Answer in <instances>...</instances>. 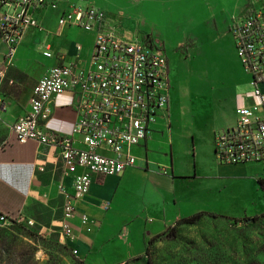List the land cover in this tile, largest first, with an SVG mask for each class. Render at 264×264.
I'll return each instance as SVG.
<instances>
[{
	"label": "crops",
	"instance_id": "crops-1",
	"mask_svg": "<svg viewBox=\"0 0 264 264\" xmlns=\"http://www.w3.org/2000/svg\"><path fill=\"white\" fill-rule=\"evenodd\" d=\"M146 1L149 0H132L136 9ZM156 1H160V7L166 11L173 7L176 0ZM189 1L188 28L183 38L179 39H191L196 41L199 49L203 48L200 56L207 70V81L201 90L192 86V91L189 83L184 90L175 87L172 75L165 126L162 131L155 129L141 146L133 150L136 166L127 167L117 176L92 175L88 193L76 204L77 215L72 219L74 237L66 240L76 256L88 264L98 261L120 264L134 258L142 252L150 235L190 215L189 201L182 198L179 181V178L189 176H181L176 163L172 166L168 161L170 151L168 153L167 143L173 145L174 139L178 141L191 136L192 149L198 155L204 139L200 117L193 113L196 100H205L208 105L216 99L224 103L221 117L208 130L207 144L212 159L209 177L217 182L251 178L256 181V190L262 194L260 199L262 197L261 202H264V189L258 186V179L264 180L262 163L222 164L216 161L214 155L215 133L234 125L239 107L257 103L259 97L264 99V81L258 85L260 96L254 95L251 77L243 68L228 31L232 17L249 6L264 8V0ZM55 2L56 7L48 6L37 14L42 29L28 28L11 57L7 56V47L0 41V69L3 70L0 78V97L3 101L0 104V210L22 214V217L46 230H53L57 217L61 216L63 199L58 184L62 182L71 190L72 176L63 174V164L56 148L35 141L19 143L10 127L27 110L35 83L49 67L60 63L87 64L94 37L93 31L58 25L62 9L75 5L77 0ZM112 3L119 16L127 17L126 12L120 11L127 10V7ZM72 29L81 30L79 40L71 41L66 47L51 43L52 38H59L64 30ZM76 44H80L79 50ZM47 46L51 57L43 55ZM186 64L187 56L176 64L177 76L181 73L180 65L184 66L182 71L187 76ZM198 91H201L200 95ZM75 121L70 94L65 92L54 97L48 128L59 135L77 139L78 136L73 133ZM156 132L161 133L154 134ZM162 148L165 149L161 155ZM195 167L193 177L201 174L197 171L199 166ZM107 201L110 202L109 207L104 208ZM80 213L86 214L85 223H81Z\"/></svg>",
	"mask_w": 264,
	"mask_h": 264
},
{
	"label": "built area",
	"instance_id": "built-area-1",
	"mask_svg": "<svg viewBox=\"0 0 264 264\" xmlns=\"http://www.w3.org/2000/svg\"><path fill=\"white\" fill-rule=\"evenodd\" d=\"M55 0H0V41L11 57L26 30L42 29L37 16ZM58 25L92 30L94 37L86 65L60 63L49 67L37 80L27 110L11 124L19 143L35 141L54 147L63 164V174L71 175V190L60 182L62 196L61 232L74 237L72 219L77 201L89 191L92 175H120L136 166L133 150L155 131L157 117L168 118L169 62L161 41L122 32L102 21V14L89 6L70 5L58 16ZM228 31L239 60L251 77L253 93L264 81V8L246 7L231 18ZM76 48H81L76 44ZM43 55L51 57L49 47ZM3 70L0 69V78ZM69 93L76 113L72 136L59 135L48 128L54 97ZM3 101L0 97V104ZM78 144H76V142ZM214 155L218 163L260 162L264 175V99L239 107L234 125L214 135ZM109 201L104 208L109 207ZM22 217V214H17ZM81 223L87 216L79 214ZM16 219L0 210V227Z\"/></svg>",
	"mask_w": 264,
	"mask_h": 264
},
{
	"label": "rangeland",
	"instance_id": "rangeland-1",
	"mask_svg": "<svg viewBox=\"0 0 264 264\" xmlns=\"http://www.w3.org/2000/svg\"><path fill=\"white\" fill-rule=\"evenodd\" d=\"M112 2L127 7V10H120L126 12L127 17L119 16ZM160 4V1L149 0L136 9L132 0H77L75 5L89 6L101 12L102 21L115 27L117 32H123L126 38L133 39L137 34L161 41L170 62L171 82L175 77V87L186 90L190 85L192 91L194 86L201 90L207 81V70L200 56L203 48L199 49L196 41L192 42L191 39H179L183 38L188 28L190 1L176 0L173 7L166 11ZM81 33L77 29L64 30L59 38H52L51 43L66 47L71 41L79 40ZM186 56L187 76L182 71L183 65H180L181 73L177 76L176 64ZM198 92L200 95L201 91ZM200 100H196L193 112L200 117L204 139L198 155L192 149L191 136L178 141L176 138L173 145L167 143L168 153L170 151L168 161L172 166L176 163L181 176H189L179 178L181 196L189 201L188 214L200 210L213 214L203 215L194 224H169L147 238L137 258H130L120 264H264L262 194L256 190V181L251 178L217 182L209 177L212 159L207 144L208 130L221 117L224 103L216 99L208 105L205 100ZM165 120L164 117H157L152 126L162 131ZM164 149L160 150L161 155ZM197 165V171L201 174L197 173L193 177ZM5 213L16 220L0 227V264H88L66 244L67 238L61 232V216L57 217L53 230H46L26 217H18L15 212ZM95 264L105 263L98 261Z\"/></svg>",
	"mask_w": 264,
	"mask_h": 264
},
{
	"label": "trees",
	"instance_id": "trees-1",
	"mask_svg": "<svg viewBox=\"0 0 264 264\" xmlns=\"http://www.w3.org/2000/svg\"><path fill=\"white\" fill-rule=\"evenodd\" d=\"M258 183L261 186V188L264 189V180L259 178ZM206 214L210 215L213 213H205V212L199 211V212H196V213L191 214L189 216L181 217V218L177 219L175 221V223L176 224H194V223H196V221L198 219H200L203 215H206ZM137 257H134V258H137Z\"/></svg>",
	"mask_w": 264,
	"mask_h": 264
},
{
	"label": "bare ground",
	"instance_id": "bare-ground-1",
	"mask_svg": "<svg viewBox=\"0 0 264 264\" xmlns=\"http://www.w3.org/2000/svg\"><path fill=\"white\" fill-rule=\"evenodd\" d=\"M126 39H129V38H126ZM264 176V175H263Z\"/></svg>",
	"mask_w": 264,
	"mask_h": 264
}]
</instances>
